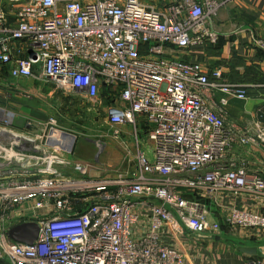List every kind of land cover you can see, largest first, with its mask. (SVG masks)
I'll return each mask as SVG.
<instances>
[{
  "label": "built area",
  "instance_id": "1",
  "mask_svg": "<svg viewBox=\"0 0 264 264\" xmlns=\"http://www.w3.org/2000/svg\"><path fill=\"white\" fill-rule=\"evenodd\" d=\"M220 9L216 0H178L166 12L144 0H28L13 25L0 8V65L11 66L14 80L52 81L93 103L107 87L114 97L107 123L131 126L139 141L143 120L153 144V158L141 152L132 178H101L64 157L74 138L56 120H28L41 135L0 142V260L187 264L191 242L220 232L209 204L226 196L258 203L225 206L229 228L264 232V125L228 123L229 100L247 101L251 86L223 82L222 69L164 57L168 46L217 44ZM14 42L27 57L14 54ZM254 46L264 52V39ZM16 119L0 107V134L14 135ZM25 223L39 227L32 245L9 237Z\"/></svg>",
  "mask_w": 264,
  "mask_h": 264
},
{
  "label": "crops",
  "instance_id": "2",
  "mask_svg": "<svg viewBox=\"0 0 264 264\" xmlns=\"http://www.w3.org/2000/svg\"><path fill=\"white\" fill-rule=\"evenodd\" d=\"M144 1L149 7L159 12H166L167 8L177 3L178 0ZM216 1L221 5L218 16L213 23V29L219 35L218 43H206L189 51L168 46L165 49L164 57L184 62L199 63L210 72L215 69H222L223 82L251 86L250 98L247 101L230 99L228 106L229 125L245 128L249 123H254L257 119H260L258 110L264 106V52L254 46L255 38L264 39V0ZM27 2L28 0H0V8L2 7L6 11L9 21L16 25V13ZM13 50L15 55L27 57L21 42H14ZM10 69L11 66L0 65V81L2 82H0V103L4 102L7 106H13L21 114L27 113L29 110L19 105L22 101L12 100L14 95H16L14 92L15 88L12 89L13 87L9 84L11 82L25 84L29 81H35L25 78L14 80L11 77ZM4 93L5 96L3 97ZM77 95L79 96V94ZM79 97L82 98L81 96ZM82 100L84 101L83 98ZM106 104L105 102V110L108 106ZM19 121V123H22V119ZM107 125L111 129H117L121 132L129 129L133 132V138L135 136L134 129L129 125L121 127H114L108 123ZM150 128L149 125L145 124V129L148 131L146 132L143 129V131L139 130L138 132H140L142 139H148L150 153L148 148L143 151L148 157L153 158V144L148 138ZM132 136L129 137L130 140ZM230 204H236L250 210H255L258 207V203L251 196H242L238 199L226 196L225 200L220 204H209V208L213 212L214 221L220 224L221 230L220 232L209 230L206 236L197 240L196 244L191 242L185 249L187 264H264V257L250 256L239 252L240 246L264 249V232L234 231L229 228L224 223L223 208ZM188 239L191 240V238ZM0 264L10 263L7 260H0Z\"/></svg>",
  "mask_w": 264,
  "mask_h": 264
},
{
  "label": "rangeland",
  "instance_id": "3",
  "mask_svg": "<svg viewBox=\"0 0 264 264\" xmlns=\"http://www.w3.org/2000/svg\"><path fill=\"white\" fill-rule=\"evenodd\" d=\"M9 85L13 87L12 89L15 88L16 94L11 99L22 101L19 105L29 111L24 112V115L13 106L0 103V107L13 110L18 117L11 127L14 135H9L8 131L0 134V142L5 145L17 141L16 138H21L22 134L34 137L42 134L41 126L33 125L31 128L26 126L29 119L39 124L46 123L52 118L65 133L74 138L72 152L64 157L73 162L87 164L92 169V176L112 179L116 173H122L132 178L138 171L139 154L145 153L143 151L145 148H148L150 153V143L148 139L140 137V132L139 141H136L131 130L125 129L124 133L107 125L105 121L107 100L102 94L101 100L93 103L83 101L76 93L65 90L52 81L38 83L29 81L25 84L11 82ZM20 119L22 123H19Z\"/></svg>",
  "mask_w": 264,
  "mask_h": 264
},
{
  "label": "water",
  "instance_id": "4",
  "mask_svg": "<svg viewBox=\"0 0 264 264\" xmlns=\"http://www.w3.org/2000/svg\"><path fill=\"white\" fill-rule=\"evenodd\" d=\"M39 236V227L36 223H25L12 228L10 239L15 243L32 245ZM239 252L250 256L264 257V249L258 247L240 246Z\"/></svg>",
  "mask_w": 264,
  "mask_h": 264
},
{
  "label": "trees",
  "instance_id": "5",
  "mask_svg": "<svg viewBox=\"0 0 264 264\" xmlns=\"http://www.w3.org/2000/svg\"><path fill=\"white\" fill-rule=\"evenodd\" d=\"M262 53V52H261ZM264 54V53H263ZM102 97L105 99L106 98V100H107V105L109 106V105H111V104H113V102H114V97H113V95H112V93L110 92V90L107 88V87H104L103 89H102ZM260 121H261V123L264 125V110L262 111V113H261V116H260ZM140 123L141 124H139L140 125V130L141 131H143V129H144V131H148L147 129H145V122L144 121H140Z\"/></svg>",
  "mask_w": 264,
  "mask_h": 264
}]
</instances>
